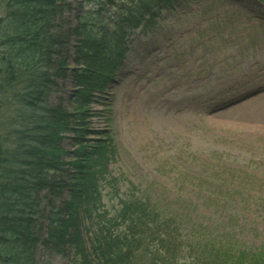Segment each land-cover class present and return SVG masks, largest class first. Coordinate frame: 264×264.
<instances>
[{
    "label": "rangeland",
    "instance_id": "374dc122",
    "mask_svg": "<svg viewBox=\"0 0 264 264\" xmlns=\"http://www.w3.org/2000/svg\"><path fill=\"white\" fill-rule=\"evenodd\" d=\"M21 2L0 0V149L4 147L13 153L10 158L19 169L27 151L37 147V137L47 129V124L42 123L46 118V104L34 110V105L26 104L23 98L36 87L37 78L31 82L27 67L22 76L23 71L15 69V62L5 59L9 52L4 35L14 30V17L8 15L9 8L18 15ZM74 2H82L87 12H95L92 15L96 19L99 9L107 15H115L119 12V4H127L128 0ZM188 7L184 11L182 7L164 11L162 23L148 35H137L136 30L138 37L132 42L124 75L119 74L121 81L108 93L115 98L111 127L116 146L110 166L114 179L103 183V193L104 202L113 213L120 208V200L131 194L133 185L143 189L158 188L166 198L182 190L191 191L189 194L195 197L196 190L200 186L207 188L209 183L211 156L218 159L221 152L224 155L227 152L229 167L231 162L240 167L252 159L264 162V91L242 100L264 87V3L195 0ZM64 16L68 28H73L75 14ZM3 21L6 22L5 31ZM65 29L71 31L66 26ZM212 33L216 35L210 36ZM21 66L24 67V63ZM69 66L66 71L77 65ZM57 82L62 84L61 79ZM62 87L60 93L43 95L46 97L42 101H46L48 107L53 106L61 96L60 103L72 110L70 93L75 89L71 81ZM101 102L95 95L89 105H84L86 111L92 110L96 115L91 117L90 124L80 129L78 139L71 131L61 140L69 152L82 149L92 152L101 131L108 128L101 116L106 105ZM38 125L40 128H36ZM23 131H27L30 138H20L18 134H24ZM63 158L69 160L67 155ZM252 162L249 165H253ZM253 168L264 173V165ZM2 169L0 157V171ZM31 181L32 178L27 179L29 193ZM111 181L114 188L109 187ZM32 194L36 199L40 197L34 191ZM65 200H68L67 194L63 191L55 197L54 205ZM6 201L10 203V217H1L0 225L8 222L17 235L9 232L0 235V264L6 259L5 252L9 255L14 247L22 246L21 242L24 246L31 243L34 248L29 252V264H98V258L86 244H82L84 253L89 254L86 260L70 245V249L65 250L66 255L49 248L47 241L52 239L47 237L51 226L47 218L54 224L66 219L63 222L67 230L77 222L66 214L57 215L60 208L54 209L42 201L38 206L34 201L35 213L43 218L39 220L25 212L26 232L40 230L39 235L33 234L39 237L33 244L29 239L20 240L24 228L13 226L11 221V216H18V200ZM239 209L249 228L239 236H232L234 242L212 236L207 238L194 230L190 237L193 249L186 246L189 250L184 248L183 253L179 252L176 264H213L215 261V264H219L218 261L221 264H253L254 259V264H260L259 260L264 259V221L259 217L257 205H241ZM2 214L0 212V216ZM43 224L49 225L48 229L42 228ZM85 236L86 231L83 239Z\"/></svg>",
    "mask_w": 264,
    "mask_h": 264
},
{
    "label": "trees",
    "instance_id": "16d2710c",
    "mask_svg": "<svg viewBox=\"0 0 264 264\" xmlns=\"http://www.w3.org/2000/svg\"><path fill=\"white\" fill-rule=\"evenodd\" d=\"M180 1L128 0L127 4H119V12L115 15L112 13L107 15L99 9L96 19L92 15L95 12L89 10L87 12L83 5L77 7L73 2L68 5L66 0H22L20 8L17 9L18 15L13 14V9L9 8L8 15L14 17L12 19L14 30L10 35H4L9 52L5 59L13 60L15 69L23 71L22 76L27 67L31 82L37 78L36 87L23 96L26 104L34 105V110L46 104L44 106L46 118L42 123L47 124V129L41 135L43 138H39L43 145H40L41 141H37L40 142L38 145L36 143L37 147H31V151H27L20 169L10 158L13 157V153L4 147L0 149L3 163V169L0 171V212L3 213L0 216V223L1 217H10L8 214L10 203L6 200H18L16 207L18 216L16 218L11 216V221L13 226L24 228L20 234L21 241L29 239L34 244L35 239L39 238L33 236L34 233L39 235L40 230L37 228L33 232H26L28 219H24L25 212L39 220L43 218L42 215L35 213L34 201L38 206L40 202L39 198L33 197L32 191L41 196V191L46 190L53 195L54 200L64 191L68 200L58 205H54L53 200L47 205H52L54 209L60 208L57 215L66 214L77 222L69 230L63 222L66 219L58 221L54 227L51 225L48 236L52 241H47L49 248L66 255L65 250L72 247L75 248L76 254L86 260L89 254L82 250V244H86L98 258V264H176L178 253H183L177 220H173L172 217L160 219L155 207H149L137 200L124 201L116 219L107 212L103 201L102 183L107 180L109 171L107 164L112 156V139L108 135H102L96 139L92 152L82 149L74 150L73 153L62 146L61 140L68 137L67 133L71 131L75 133V139H78L76 136L79 137L80 129L90 124L85 117L87 111L84 105L94 98V90L103 93L122 64L127 49L128 28L137 26L140 19L145 18L147 14L155 15L158 7L174 5ZM71 9L73 12L77 10L75 14L77 17L75 26L68 28L64 15L65 13L70 15ZM146 21L150 23L152 19ZM5 24L3 21L4 31ZM65 26L71 31H67ZM72 34L77 36L76 45L80 47L78 53L82 56L70 61L68 54L63 56V47L59 43L64 42V39ZM22 63L24 67L21 66ZM33 63H40L37 76L32 72ZM72 63L77 66L66 71ZM68 74L73 78L75 74L82 77L80 82H75L76 90L70 93L73 109L68 110L60 103L63 101L61 96L58 97V103L48 107L46 101H42L46 97L43 95L47 94L48 97L51 93H60L62 86L57 80H62ZM23 133L29 137L27 131ZM80 141L78 140L79 144ZM66 155L69 157L68 161L63 158ZM68 165L72 168H68ZM31 178L33 181L31 185L29 184L31 188L29 193L27 179ZM119 219L128 226V233L113 234L111 225ZM43 227L48 229L49 225L43 224ZM85 231L86 236L83 239ZM5 232L17 235L8 222L0 225V235ZM69 241L74 242L71 244ZM153 244H158V248L157 246L152 248ZM21 245L14 247L9 255L7 251L5 255L1 253L6 257L3 264H29L27 261L29 252L34 248L31 247V243L24 246L21 242ZM259 263L264 264V259H260Z\"/></svg>",
    "mask_w": 264,
    "mask_h": 264
},
{
    "label": "bare ground",
    "instance_id": "6f19581e",
    "mask_svg": "<svg viewBox=\"0 0 264 264\" xmlns=\"http://www.w3.org/2000/svg\"><path fill=\"white\" fill-rule=\"evenodd\" d=\"M72 2H73V5H74V6H77V7H79L80 5H83L82 2H76V4H75L74 0H66V3H67L68 5H70ZM76 11H77V10H75V11L73 12V10L71 9V14H72V12H73L74 14H76ZM65 14H67V13H65ZM75 17H77V16H75ZM69 38H70V39H69ZM69 38L67 37L66 39H64V42H60V43H59V44L63 47V56L68 54V55L70 56L71 59H72V58H75V57L80 58V57L82 56V54L78 53V50L80 49V47L76 45L77 36H76L75 34H72L71 36H69ZM93 52H94V51H93ZM32 65H33L32 72H34L35 76H37L36 74H37V72L40 70V69H39L40 63H33ZM81 79H82V77H81L80 75L77 76V75L75 74V77L73 78L70 74H68V76H66L65 78H63V79L61 80V82H62L61 86L65 85V83L71 81V83H72V88L76 90L77 87H76V85H75V84H76L75 82H76V81H77V82H80ZM62 88H63V87H62ZM94 92H97V93H98L99 90H94ZM92 99H93V98L90 99L89 103H91ZM93 115H96V114L94 113V111L91 110V111H87L85 117H86V119H88V121H89V120H92L91 117H93ZM88 116H89V117H88ZM19 132H20V131H19ZM18 135H19L20 138H27V136H25L24 134H22V132H21L20 134H18ZM29 138H30V137H29ZM39 138H41L40 135L38 136V139L35 141V143H37V141H41V144H40V145H43V141L40 140ZM38 143H40V142H38ZM38 143H37V145H38ZM40 145H39V146H40ZM55 187L58 188V186H55ZM45 191H46V190L41 191L42 193H41V196L39 197V202L42 201V202H47V203H48V202L53 201V200H54V199H53V195L50 194V193H48V192L45 193ZM49 217H51V216H49ZM47 220L49 221V223H50L51 225H54V226H55L54 223L50 222V219H49V218H47ZM30 221H31V223H32V222H33V219L30 218ZM42 228H43V225H42ZM44 228H45V227H44ZM59 230H60V229H59ZM47 237H48V234H47Z\"/></svg>",
    "mask_w": 264,
    "mask_h": 264
}]
</instances>
